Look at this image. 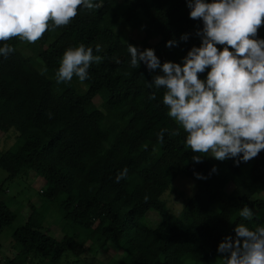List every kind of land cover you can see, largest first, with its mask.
<instances>
[{"label": "trees", "instance_id": "16d2710c", "mask_svg": "<svg viewBox=\"0 0 264 264\" xmlns=\"http://www.w3.org/2000/svg\"><path fill=\"white\" fill-rule=\"evenodd\" d=\"M93 3L103 6H81L75 19L55 30L49 22L43 37L28 45L29 56L19 37L0 42L15 49L0 55V131L18 133L15 147L0 156V168L8 174L0 184V236L17 220L3 200L6 184L28 169L45 183L39 193L43 205L60 203L64 228V236L54 238L45 215L30 205L28 220L12 234L19 252L6 264H61L67 254L81 257L96 245L103 251L122 249V259L108 264H225L218 246L228 236L235 238L239 224L264 226V150L236 166L237 158L216 163L186 149L187 133L162 103L165 90L149 87L154 72L143 62L133 68L128 52L132 44L141 51L154 49L161 64H182L188 51L201 45L196 31L203 21L190 18L188 0ZM128 26L144 30L141 43L128 37ZM185 33L187 42L180 40ZM257 38L264 39V25ZM172 39L179 43L169 48ZM81 44L102 57L89 68L86 90L75 85L80 81L75 75L70 82L56 78L64 52ZM42 69L47 71L41 74ZM208 71L200 74L202 80ZM153 93L155 100L149 98ZM165 128L179 135L166 132L158 142ZM194 155L202 162L195 163ZM124 168L127 176L117 183ZM179 174L197 186L177 216L161 198ZM245 205L255 213L251 220L239 216ZM151 211L161 219L154 228L142 223Z\"/></svg>", "mask_w": 264, "mask_h": 264}, {"label": "clouds", "instance_id": "9594fccd", "mask_svg": "<svg viewBox=\"0 0 264 264\" xmlns=\"http://www.w3.org/2000/svg\"><path fill=\"white\" fill-rule=\"evenodd\" d=\"M100 9L102 3L93 0H0V42L14 37L36 43L49 29L68 25L78 15L79 8ZM190 18L202 20L203 28L196 31L199 47H192L183 62L161 64L154 49L140 50L128 44L131 66L141 62L150 72L159 69L149 87L164 89L162 103L168 116L187 133L184 144L194 153L208 154L218 161L235 159V165L248 162L264 150V39L257 38L264 25V0H188ZM190 34L180 37L187 42ZM175 39L167 47L178 46ZM217 45H224L220 50ZM234 51H232V50ZM15 49L8 43L0 47V55L8 56ZM96 51H100L97 45ZM102 57L93 55L91 47L83 44L68 48L56 73L57 82H70L74 75L81 82L89 76L93 63ZM210 68L206 80L200 74ZM47 69H42L44 74ZM150 99H156L153 93ZM49 118L52 113H48ZM179 135L177 130L161 129L164 134ZM242 154V155H241ZM202 162L201 155L192 157ZM216 172L215 166L212 169ZM124 168L116 176L119 183L126 178ZM198 179H206L196 173ZM145 202L149 197L145 196ZM254 213L247 205L239 216L251 220ZM235 238L226 237L218 246L225 264H264V226L250 229L241 223L235 228Z\"/></svg>", "mask_w": 264, "mask_h": 264}, {"label": "rangeland", "instance_id": "374dc122", "mask_svg": "<svg viewBox=\"0 0 264 264\" xmlns=\"http://www.w3.org/2000/svg\"><path fill=\"white\" fill-rule=\"evenodd\" d=\"M125 33L129 38L141 43L145 38V32L140 27L128 26ZM151 44L157 43L156 40H151ZM30 43L24 41L23 52L29 56L31 54L28 49ZM163 73L157 69L154 75H162ZM80 84V85H79ZM80 89L86 90V85L79 81L75 83ZM95 104L101 108L102 100L100 98L95 99ZM102 109V108H101ZM11 133V134H10ZM9 134H4L0 131V156L15 147L17 143L18 133L12 129ZM16 137V139H15ZM206 157L214 162H218L210 153L205 154ZM27 172L13 181H9L6 184L7 191L3 194V200L7 205L17 214V220L8 227L0 236V264H6L8 261L15 258L19 249L13 243V232L24 225L28 220L31 213L30 205H35L40 213L45 215V227L54 238L61 239L64 236L63 233V220L62 212L60 209V203H49L43 205V200L40 198V192L45 186L44 181L36 175V173L28 169ZM8 174L0 168V184H2L7 178ZM197 183L195 180L186 176L185 174H179L173 181L169 189L163 194L162 200L166 201L170 211L179 216L184 208L186 201L192 197L196 192ZM255 215V213H254ZM253 215V216H254ZM161 219L157 212L151 211L142 221L147 226L154 228L159 225ZM73 234V231L70 232ZM123 251L120 247L112 246L108 251L98 249L96 245L93 250L87 251L81 257H77L73 254H67L62 259L61 264H108L113 260L119 262L122 259ZM185 264H189L186 262Z\"/></svg>", "mask_w": 264, "mask_h": 264}]
</instances>
